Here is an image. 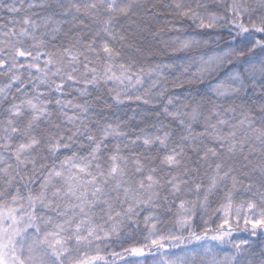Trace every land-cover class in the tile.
<instances>
[{
  "label": "snow or ice",
  "instance_id": "obj_1",
  "mask_svg": "<svg viewBox=\"0 0 264 264\" xmlns=\"http://www.w3.org/2000/svg\"><path fill=\"white\" fill-rule=\"evenodd\" d=\"M0 264H264V0H0Z\"/></svg>",
  "mask_w": 264,
  "mask_h": 264
}]
</instances>
